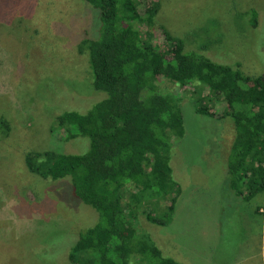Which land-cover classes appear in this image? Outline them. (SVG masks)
Returning <instances> with one entry per match:
<instances>
[{
    "label": "rangeland",
    "instance_id": "374dc122",
    "mask_svg": "<svg viewBox=\"0 0 264 264\" xmlns=\"http://www.w3.org/2000/svg\"><path fill=\"white\" fill-rule=\"evenodd\" d=\"M133 1L142 14L158 3L156 26L147 30L162 50L161 26L184 40L185 51L264 77V0ZM93 10L83 0H0V116L10 124L0 139V264H70L79 235L99 221L69 177L42 179L24 161L28 152L79 155L89 148L86 137L66 140L56 118L85 113L104 97L93 90L79 49L84 38L99 37ZM165 86L181 99L185 128L172 139L169 162L180 195L169 224L141 215L136 231L181 264H264V193L247 201L229 188L235 132L230 118L217 117L226 105L212 97L216 117L204 116L195 110V84Z\"/></svg>",
    "mask_w": 264,
    "mask_h": 264
},
{
    "label": "trees",
    "instance_id": "16d2710c",
    "mask_svg": "<svg viewBox=\"0 0 264 264\" xmlns=\"http://www.w3.org/2000/svg\"><path fill=\"white\" fill-rule=\"evenodd\" d=\"M83 1L100 26L99 37L84 38L79 49L88 56L93 90L104 97L85 113H62L56 128L68 141L88 138L89 148L79 155L28 152L25 165L42 179L69 177L75 196L99 214L71 247L70 264H181L135 227L141 215L169 224L180 195L169 162L172 139L185 128L181 99L165 83L195 84V110L204 116L215 118L208 103L222 99L226 109L217 117L230 118L235 132L226 159L229 188L249 201L264 193V77L245 75L238 62L219 64L185 51L184 40L163 26L166 49L159 48L147 30L156 26L158 3L142 14L133 0ZM9 132L0 116V139Z\"/></svg>",
    "mask_w": 264,
    "mask_h": 264
}]
</instances>
